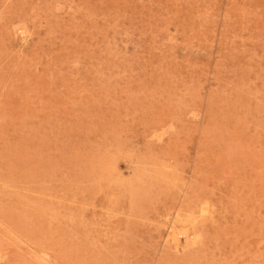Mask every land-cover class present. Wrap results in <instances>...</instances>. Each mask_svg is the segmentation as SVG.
Listing matches in <instances>:
<instances>
[{"label":"rangeland","instance_id":"1","mask_svg":"<svg viewBox=\"0 0 264 264\" xmlns=\"http://www.w3.org/2000/svg\"><path fill=\"white\" fill-rule=\"evenodd\" d=\"M0 264H264V0H0Z\"/></svg>","mask_w":264,"mask_h":264},{"label":"bare ground","instance_id":"2","mask_svg":"<svg viewBox=\"0 0 264 264\" xmlns=\"http://www.w3.org/2000/svg\"><path fill=\"white\" fill-rule=\"evenodd\" d=\"M134 185H135V183H134ZM206 206V205H205ZM204 208V207H203ZM201 210H203V209H201ZM209 213V212H208ZM201 216V215H200ZM189 219V218H188ZM187 220V219H186ZM185 220V221H186ZM169 227H171V232H169V234L171 235V240H172V242H173V246L177 249V250H180V249H182V250H184V249H186V247H188L192 242H194L193 240H192V236H191V233H189L188 232V230L187 229H183V228H181V229H183V230H177L178 228H176V226L174 225H171L170 224V226ZM169 230V231H170ZM184 236V243H183V241H182V239H181V236ZM193 235V234H192ZM198 238V237H197ZM168 240V239H167Z\"/></svg>","mask_w":264,"mask_h":264}]
</instances>
